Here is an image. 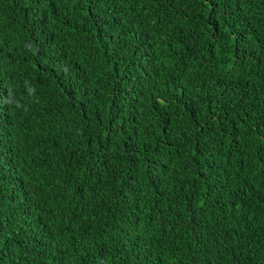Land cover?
I'll return each instance as SVG.
<instances>
[{"label":"trees","instance_id":"obj_1","mask_svg":"<svg viewBox=\"0 0 264 264\" xmlns=\"http://www.w3.org/2000/svg\"><path fill=\"white\" fill-rule=\"evenodd\" d=\"M0 264H264V0H0Z\"/></svg>","mask_w":264,"mask_h":264}]
</instances>
